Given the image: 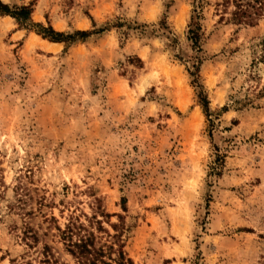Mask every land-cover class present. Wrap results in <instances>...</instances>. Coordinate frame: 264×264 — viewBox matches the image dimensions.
Wrapping results in <instances>:
<instances>
[{"label":"rangeland","instance_id":"374dc122","mask_svg":"<svg viewBox=\"0 0 264 264\" xmlns=\"http://www.w3.org/2000/svg\"><path fill=\"white\" fill-rule=\"evenodd\" d=\"M0 3V264H264V0Z\"/></svg>","mask_w":264,"mask_h":264},{"label":"trees","instance_id":"16d2710c","mask_svg":"<svg viewBox=\"0 0 264 264\" xmlns=\"http://www.w3.org/2000/svg\"><path fill=\"white\" fill-rule=\"evenodd\" d=\"M0 11L5 14H12L13 16H18L16 13H12L9 11V8L2 5L0 3ZM26 16V15H25ZM49 34L54 38L58 37L61 38L63 35L59 33H55L53 30L50 29ZM57 38V40H58ZM193 38H196L197 34L193 33ZM80 231L79 228L74 225H69L66 227L64 231H62V239L67 242L68 251L69 253L75 257L79 264H97L98 262L102 264H108L105 263L104 259V250L102 249H95L93 247V240L89 239L88 237L79 235ZM74 236L77 237V239H74ZM120 257L123 260L122 255ZM128 263H131V261H128ZM120 264H125L124 262Z\"/></svg>","mask_w":264,"mask_h":264}]
</instances>
